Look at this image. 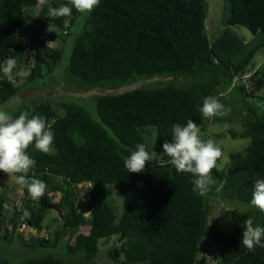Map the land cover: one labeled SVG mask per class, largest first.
<instances>
[{"label": "trees", "instance_id": "16d2710c", "mask_svg": "<svg viewBox=\"0 0 264 264\" xmlns=\"http://www.w3.org/2000/svg\"><path fill=\"white\" fill-rule=\"evenodd\" d=\"M37 3L0 0V63L8 57L16 61L24 57L30 65L28 82L49 76L63 56L62 50L50 48L43 36L53 41L67 37L81 14L73 8L70 17H50V7L69 0H48L40 9H36ZM206 3L100 0L77 36L67 68L68 74L79 80L74 85L80 92L106 91L92 97L100 122L78 103H55L47 96H41L40 104L24 106L13 115L27 111L30 117H45L54 133V151L45 154L34 145L27 149L36 161L29 177L44 181L47 188L40 199H32L21 187L24 203L19 211L17 207L12 211V228L5 230L3 238L8 242L16 235L24 238L18 232L22 221L40 233L38 238L24 241L25 245L59 248L62 243L69 253L85 256L83 262L50 255L21 264H95L101 242L113 237L117 243L110 248L109 257L122 258L125 264H208L204 254L211 246L218 250L220 264H264V246L250 251L241 244L243 228L232 229L223 216L211 221V201L193 191L192 174L177 172L169 157L146 144L145 128L154 127L155 143L163 148L166 140H172L173 125L183 126L189 119L209 139L205 118L199 112L203 99L236 92L254 118L245 123L242 133L232 136L251 139V143L232 153L226 167L213 169V189L226 198L250 203L255 180L264 178V110L247 100V95L254 94L243 82L233 87L234 77L244 73L264 48V0H230V25L263 35L258 47L244 59H240L243 49L236 44L239 40L231 28H225L224 36L211 45L205 29ZM24 34L38 40L36 53L28 48ZM141 79L157 82L123 90ZM15 93L14 83L2 77L0 105ZM59 107L65 111L63 116ZM140 143L157 155L143 172L128 173L124 161ZM87 183H91L89 200L82 208L77 188ZM110 185L128 195L119 218L109 201ZM7 201L0 194V223ZM53 210L61 224L51 240L43 235L47 233L45 215ZM253 224L264 227V216L258 214ZM84 226L90 227L86 234L80 231ZM0 264L10 263L0 258Z\"/></svg>", "mask_w": 264, "mask_h": 264}, {"label": "rangeland", "instance_id": "374dc122", "mask_svg": "<svg viewBox=\"0 0 264 264\" xmlns=\"http://www.w3.org/2000/svg\"><path fill=\"white\" fill-rule=\"evenodd\" d=\"M206 8L208 10L206 20V32L210 40L211 45H214L222 36H224L225 28H231L234 35L239 41L235 40L236 44L243 49L241 51L240 59L247 57V53L254 51L263 35L261 33L252 34L249 30L241 25L231 26V8L230 0H206ZM90 13L80 14L74 27L71 29L70 35L67 37H61L58 42L48 40L50 46L56 49H61L63 56L62 59L57 63L56 68L53 72L45 77L44 79L37 78L33 82H28L26 77V71L29 72L30 65L22 59L17 60L16 68L13 72L8 74V78L15 80L16 93L7 101L5 104L6 109L14 115L24 107H33L40 104L42 97H52L55 103H78L85 107L90 116L100 122L99 114L97 111V105L93 96L97 94H104L106 91H93L90 93L80 92L81 90L75 85L79 84V80L70 76L67 72V68L70 65L71 55L73 46L76 44L78 34L82 31L84 22L89 18ZM234 42V40H233ZM259 65L257 76L252 80L251 84L247 85L251 91L260 90L259 94L247 95V100L254 103V105L261 107L264 110V94H261L264 90V48L255 54L252 62L247 66L244 74H252L255 67ZM1 76V75H0ZM2 78V76L0 77ZM152 82H157L155 79H141L134 85L126 86L123 90L136 89L139 87H146ZM237 84V83H236ZM33 90H44L43 94L35 93ZM262 90V91H261ZM224 92V90H222ZM42 92V91H41ZM237 93H226L218 96L222 104L230 108V113L225 117H212L205 119L207 130L209 131V138L213 139L216 145L222 150V157L217 161L216 168L223 169L228 165L230 161V155L232 153H239L246 149L251 139L233 138V134H240L245 129V123L253 120L254 115L247 111V109L238 101L236 97ZM58 112L60 115H64L65 111L59 107ZM146 144L156 151L159 155H163V148H159L156 143V131L154 127L145 128ZM202 138L207 140L208 137L202 134ZM9 177L6 175L4 179L0 181V194L4 198H8V210L7 214L3 217L0 224V258L6 259L10 264H21L22 262L30 259H40L46 256H55L57 258L67 261H80L85 260V256L79 254H71L64 249V245L59 244V248L50 247H39L35 245H25L24 241L30 242L33 237L31 234L22 236H14L13 241H6L3 236L5 230H11L12 226L9 225L8 218L15 207L23 205L24 196L20 186L15 183L8 181ZM213 183L209 186L208 190L204 193L207 199L211 201L213 211H211L210 220H214L218 216L227 217L229 226L232 229L236 227L243 228V223L248 218H251L254 223V218L259 214V217H263L264 213H261L258 209L252 206L250 203H244V201L237 199H230L221 194L216 193L213 189ZM89 187L85 185L77 188L79 193V204L82 208L86 206L89 200ZM128 195L121 193L115 185L109 186V201L113 212L119 218L123 208L127 203ZM16 212V210H15ZM8 216V217H7ZM44 227L47 230V235L50 236L51 240L55 239L54 232L60 228V222L58 219L57 211H48L45 215ZM254 225V224H253ZM44 229V230H45ZM90 230L89 226H84L80 230L86 234ZM43 232V231H42ZM45 232V231H44ZM45 234V233H44ZM43 235V236H47ZM64 241V240H63ZM24 242V243H23ZM73 243V242H72ZM117 243L116 238H112L109 241L102 243L101 250L95 258V264H125L123 259L113 260L109 257L110 248ZM64 249V250H63ZM205 252L208 264H220V256L218 250L213 246L206 249Z\"/></svg>", "mask_w": 264, "mask_h": 264}, {"label": "clouds", "instance_id": "9594fccd", "mask_svg": "<svg viewBox=\"0 0 264 264\" xmlns=\"http://www.w3.org/2000/svg\"><path fill=\"white\" fill-rule=\"evenodd\" d=\"M47 2L48 0H38L36 9H40ZM99 4L100 0H69L68 4L50 7L49 13L50 17H70L74 8L81 14H87L91 13ZM49 31H51L50 26ZM24 36V40L28 42V48L32 53H36L35 46L38 40H31L25 34ZM46 36V34L43 36L44 41L50 48H53L49 45V39ZM16 65V59L8 57L0 63V72L5 75L10 74L16 68ZM252 79L254 80L253 76L250 77L248 73H241L234 77L233 87L241 82L247 86L246 83L251 82ZM10 81L14 84L16 83L13 78ZM247 89L254 95L257 93L255 90L251 91L248 87ZM230 111L231 109L222 104L215 96L205 97L202 106L199 107V112L205 119L217 116L225 117ZM171 137V142L166 140L162 145L164 155L170 158L168 162L177 172L192 174L194 177L193 191L203 195L213 183L211 174L217 166V161L223 155L222 150L213 139H203L201 128L191 119L187 120L183 126L178 123L173 125ZM53 144L54 133L46 123L45 117L40 115H32L30 117L27 111L21 112L18 116H13L6 109V106L0 105V181L7 175L9 177L8 181L26 188L32 199H40L44 195L47 185L40 179L29 177V172L35 167L36 161L27 154V149L34 145L36 150L50 154L54 151ZM156 155L154 151L151 153L147 151L146 146L140 143L130 156L125 159L124 165L128 173L138 174L144 171L146 163L152 161ZM79 185L83 186L84 184ZM79 185L78 188H80ZM86 186L90 189L91 183H87ZM58 195L60 196V194ZM250 204L261 213H264V178L255 180ZM8 205H5L7 210ZM17 208L19 211L20 206ZM25 214L27 215V213ZM23 225L27 227L22 229ZM18 232L23 233L25 236L26 234H31L35 238L40 236L35 227L29 226L22 221H20ZM48 237V235L45 236V238ZM262 237H264V227L254 226L251 218L244 221L241 238V244L244 247L251 251L257 245L264 246L261 243Z\"/></svg>", "mask_w": 264, "mask_h": 264}, {"label": "crops", "instance_id": "0c3cea01", "mask_svg": "<svg viewBox=\"0 0 264 264\" xmlns=\"http://www.w3.org/2000/svg\"><path fill=\"white\" fill-rule=\"evenodd\" d=\"M22 60V62H24L25 61V58L23 57V58H21ZM258 71H260L259 70V65H257L256 67H255V69L253 70V73L252 74H249L250 75V77H252L253 76V78L255 79V77L257 76V74H258ZM28 74H29V72L28 71H26V77L28 76ZM0 75L2 76V77H6V78H8L9 77V75L7 74V75H5L3 72H0ZM10 80H11V78H9ZM253 80V79H252ZM247 85H250L251 83H246ZM253 84H254V82H253ZM253 84H251V85H253ZM255 91H257V93L259 94V92H260V90H255ZM262 91V90H261ZM261 94H264V90L262 91V93ZM221 96V95H220ZM84 185H86V184H84ZM83 185V186H84ZM79 187H82V185H79Z\"/></svg>", "mask_w": 264, "mask_h": 264}, {"label": "water", "instance_id": "95a60500", "mask_svg": "<svg viewBox=\"0 0 264 264\" xmlns=\"http://www.w3.org/2000/svg\"><path fill=\"white\" fill-rule=\"evenodd\" d=\"M33 92H35V93H41L39 90H33Z\"/></svg>", "mask_w": 264, "mask_h": 264}, {"label": "built area", "instance_id": "2783aa9c", "mask_svg": "<svg viewBox=\"0 0 264 264\" xmlns=\"http://www.w3.org/2000/svg\"><path fill=\"white\" fill-rule=\"evenodd\" d=\"M26 227H27L26 225H23V226H22V229H23V228H26Z\"/></svg>", "mask_w": 264, "mask_h": 264}]
</instances>
